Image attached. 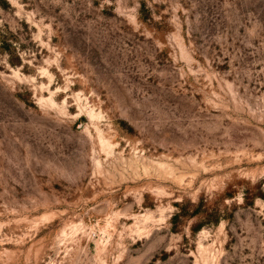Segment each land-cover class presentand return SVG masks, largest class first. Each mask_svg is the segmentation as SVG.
<instances>
[{"label":"rangeland","instance_id":"rangeland-1","mask_svg":"<svg viewBox=\"0 0 264 264\" xmlns=\"http://www.w3.org/2000/svg\"><path fill=\"white\" fill-rule=\"evenodd\" d=\"M0 41V264H264V0H0Z\"/></svg>","mask_w":264,"mask_h":264},{"label":"trees","instance_id":"trees-1","mask_svg":"<svg viewBox=\"0 0 264 264\" xmlns=\"http://www.w3.org/2000/svg\"><path fill=\"white\" fill-rule=\"evenodd\" d=\"M7 47H8V44L6 42L0 41V50L1 51H5L10 56V58L7 60L8 64H10V65H18L19 64V60H18L17 56L16 55L12 56V53L7 51Z\"/></svg>","mask_w":264,"mask_h":264}]
</instances>
